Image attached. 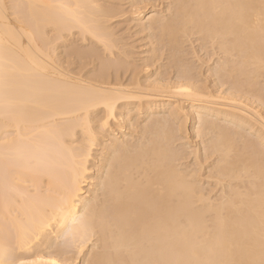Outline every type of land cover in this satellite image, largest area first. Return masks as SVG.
<instances>
[{
  "label": "bare ground",
  "instance_id": "1",
  "mask_svg": "<svg viewBox=\"0 0 264 264\" xmlns=\"http://www.w3.org/2000/svg\"><path fill=\"white\" fill-rule=\"evenodd\" d=\"M121 1L0 0V264H264V0Z\"/></svg>",
  "mask_w": 264,
  "mask_h": 264
},
{
  "label": "rangeland",
  "instance_id": "2",
  "mask_svg": "<svg viewBox=\"0 0 264 264\" xmlns=\"http://www.w3.org/2000/svg\"><path fill=\"white\" fill-rule=\"evenodd\" d=\"M129 1H130V0H127V1H126V0H123V1L119 2V4H120V5H118L119 7H118L117 5H113L114 7L117 6V7L113 8V9H115L116 12H120V11L122 12V10H124L123 12L125 13V16L128 15V16H134V17H129V18H128V16H127V17H126V20H125L124 15H123V16L118 15V16L115 18V19H117V20L113 19V20H115L116 22H117V21H118V22H117V23H116L115 21H112V22L116 25V27H117L118 23L120 24V25H118L119 28L117 27V29H118L120 32L116 30V28H115V26H114V24H113V27H114L115 32H116V35H115V36H118L117 38H120V40H121L120 43L122 42V39H123V43H124V41L126 40L125 43H127V45L129 44V47L131 46V44L134 45V46H131V49L134 50L135 52H134V51L132 52V50H130V48L127 47L125 43H124V44H123V43L120 44L121 47L124 46V47L128 48V50L126 51L125 48L122 47V48L125 50L126 55H127V56H128V54L130 55V57L128 56L129 59L131 58V60H132V58H133L134 60L139 61L138 63H140V62L142 61V63H140L141 65H140V64L137 63V61L135 62L134 60H132V61H133L132 63H134L133 65H134L135 67H134L133 65H132L133 67H131V70H132V69L134 70V68H135V69H136L138 72H140V74H141V73H142V72H141V71H142V64H143V61L145 62V59H146L145 57L147 56V58H148L149 56L152 55L151 53H149V51L151 52V50H150V47H151V46H150V43L147 41V40H149V39L147 38L146 33H145V37H144V36H143L144 34L141 35V32H140L139 29H138V28H140V26H139V25H140V24H139L140 20H141V22H144V20H145V19H143V17H144V15H145L146 12L143 13L141 17H139V19L141 18L140 20H137V22H135V20H133V19H135L136 15L133 13L134 10H131V8L129 7V3H130ZM123 2H124V3L127 2L128 4L125 3V4H126V6H125V4H124ZM122 6H123L124 8H123ZM155 6L158 7V8H159V7L161 8V9H160V8H159V9L156 8L157 10H162V5H161V6H158V4H155ZM121 7H122V8H121ZM119 10H120V11H119ZM151 10H152V9H149L148 11H151ZM121 12H120L119 14H121ZM123 12H122V14H123ZM128 12H131V13H129V14H132V13H133L134 15H133V14H132V15H129ZM126 13H127V15H126ZM122 14H121V15H122ZM121 17H122V18H121ZM123 17H124V19H123ZM118 19H120V20H118ZM142 19H143V20H142ZM124 20H125V21H124ZM127 21H128V22H127ZM129 21H130V22H129ZM132 21L135 22V25H134V23H133ZM126 22H127L128 24H127ZM141 22H140V23H141ZM121 24H122V25H121ZM136 24H138V26H137ZM130 25H132V26H130ZM122 26H123V27H122ZM136 26H137L138 28L135 29ZM132 27H133V29H132ZM122 28H123V29H122ZM129 28H131V29H129ZM122 31H123V32H122ZM124 32H125V34H124V36H123V33H124ZM137 32H138V33H137ZM119 33L122 34V35H120ZM135 33L137 34V36H136ZM142 33H144V32H142ZM139 34H140V35H139ZM126 35H127V36H126ZM120 36H121V37H120ZM128 36H129L130 38H129ZM133 36H134V37H133ZM138 36H139V37H138ZM124 37H125V39H124ZM142 39H143L144 41H146V42H144ZM146 39H147V40H146ZM132 40H133V41H132ZM134 42H135L136 44H135ZM147 42H148V43H147ZM143 43H144V44H143ZM122 44H123V45H122ZM142 44H143V45H142ZM145 44H146L147 46H145ZM135 45H136V46H135ZM148 46H149V47H148ZM132 47H134V48H132ZM135 47H136V49H135ZM144 47H145V48H144ZM147 47H148V49H147ZM138 48H139V50H138ZM141 48H142V50H141ZM145 49H147V50H145ZM148 50H149V51H148ZM128 51H131L132 53H131V52H128ZM142 51H144V52H142ZM147 51H148V52H147ZM57 52H60V50H58ZM141 52H142V53H141ZM133 53H134V54H133ZM145 53H146V54H145ZM148 53H149V56H148ZM140 54H141V55H140ZM201 54H202V53H201ZM142 55H143V56H142ZM144 55H146V56L144 57ZM140 56H142V57H144V58H142V57L140 58ZM136 57H137V58H136ZM138 59H139V60H138ZM204 59H205V58H204ZM131 60H130V62H131ZM140 60H141V61H140ZM132 63H131V64H132ZM135 63H136V65H135ZM139 65H140L141 67H140ZM74 67H76V66H74ZM136 67H137V68L140 67V68L137 69ZM205 68H206V67H205V65H204V66H203V69H205ZM150 69H151V68H150ZM152 69H153V71L155 72V68H152ZM203 69L201 70V72L203 71ZM139 70H141V71H139ZM145 71H146V70H143L144 74H145ZM147 71H148V72L150 71L149 74H151V72H153L152 70H149V69H148ZM154 72H153V73H154ZM144 74H142V76H143ZM127 76H128V73H127ZM142 76H141V77H142ZM204 77H205V75H204ZM204 77H203V78H204ZM150 80H153V76L150 78ZM140 117H142V115H140ZM111 122H112V123H110L111 125H113V123H115V121H114V122L111 121ZM93 124H94V126H92V127L95 128V130L97 129V130L100 131V129L98 128V127H99V124H96V123H93ZM93 124H92V125H93ZM96 125H97V126H96ZM117 126H118V122L116 121V124H114V125L111 126V127H112V129H114V131H115V130L118 128ZM185 126H186V128H187V127H188V124L185 125ZM115 127H116V128H115ZM123 130H124V128H123ZM123 130H122V132H124L125 134L129 132L127 129L124 130V131H123ZM99 131H96V132H97L96 136L99 137V138H97V141L99 140V141H98L99 143L96 141V142H97L96 145L98 144V146H97L98 148L96 147V145L93 146V153L91 152V156H93V158H91L92 160H90V163L88 164L89 169H90V175H91L92 179L95 178V175L97 174L96 171H98V168H99V164H97V163H99L100 159H102V157H103V156H102V155H103V154H102V151L105 152V151H104V148L102 149L101 147H103L104 145L107 146L108 143H109V141L112 139V138L108 135L107 132L104 134V132L102 131V135H101V131H100V133H98ZM127 131H128V132H127ZM116 133H117V132H116ZM98 134H99V135H98ZM107 135H108V137H107ZM189 136L192 137V135H189ZM109 137H110L111 139H110ZM117 137H119V135H118ZM106 138H107V139H106ZM103 139H104V140H103ZM100 140H102V141H100ZM189 140H191V139H189ZM189 140H188V141H189ZM105 141H106V142H105ZM107 141H108V143H107ZM188 141H186V142L190 144V145H188V146H190L189 149H191L190 151L193 152L194 150L192 151V149H195V148H196V147H195V144H197V142H195V141H198V140H197V139H193L194 142H193V141L188 142ZM186 142H185V143H186ZM106 143H107V145H106ZM178 143H181V142H178ZM193 144H194V145H193ZM191 145H192V146H191ZM105 146H104V147H105ZM196 146H197V145H196ZM95 147H96V148H95ZM194 147H195V148H194ZM94 149H95V151H94ZM100 149H102V150H100ZM189 149H188V151H189ZM96 150H97V151H96ZM98 151L100 152V154H99ZM96 153H98L99 155H98V154L96 155ZM92 154H93V155H92ZM190 157H192V156H190ZM95 158H96V160L94 161L93 159H95ZM97 158H98L99 160H98ZM94 162H95V163H94ZM94 164H95V165H94ZM96 165H97V166H96ZM96 167H97V168H96ZM92 168H93V169H92ZM94 168H95V170H94ZM91 169H92V171H91ZM94 171H95V172H94ZM91 173H92V174H91ZM93 175H94V176H93ZM87 188H88V187H87ZM87 188H85L84 190H86ZM82 256H83V255L81 254V257H82ZM78 257H80V255H78ZM81 257L76 259V260H78V261H77L78 263H75V264H81V263H82V262H81V261H82V258H81ZM76 260H75V261H76ZM80 262H81V263H80ZM72 264H73V263H72Z\"/></svg>",
  "mask_w": 264,
  "mask_h": 264
}]
</instances>
